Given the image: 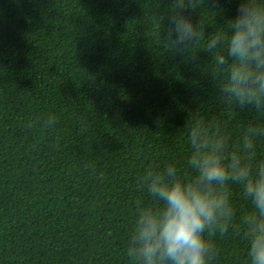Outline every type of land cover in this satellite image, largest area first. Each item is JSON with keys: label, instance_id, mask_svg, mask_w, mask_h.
I'll use <instances>...</instances> for the list:
<instances>
[{"label": "trees", "instance_id": "16d2710c", "mask_svg": "<svg viewBox=\"0 0 264 264\" xmlns=\"http://www.w3.org/2000/svg\"><path fill=\"white\" fill-rule=\"evenodd\" d=\"M171 4L0 0V264H131L136 210L154 203L138 180L169 164L191 175L189 117L219 121L233 149L262 122L219 94L209 37L194 62L167 51L158 16ZM207 4L192 19L227 32L239 0ZM256 150L264 160V138ZM230 188L236 227L213 238L212 264H248L238 226L253 209Z\"/></svg>", "mask_w": 264, "mask_h": 264}, {"label": "clouds", "instance_id": "9594fccd", "mask_svg": "<svg viewBox=\"0 0 264 264\" xmlns=\"http://www.w3.org/2000/svg\"><path fill=\"white\" fill-rule=\"evenodd\" d=\"M205 5L207 0H172L166 14L158 16L160 40L168 52L194 62L198 51L189 50L209 37L207 72L219 94L262 122L250 125L233 149L232 137L219 121L189 117L191 175L169 164L146 169L138 180V189L146 190L154 203L136 210L126 247L131 264H212L219 252L213 238L236 227L230 185L241 186L253 209L238 226L247 241L248 264H264V160L257 159L256 150L264 138V0H239L236 16L226 22L227 32L207 36L206 22L192 19ZM56 122L49 115L42 127L50 129Z\"/></svg>", "mask_w": 264, "mask_h": 264}]
</instances>
